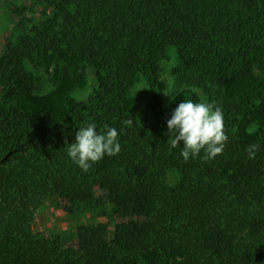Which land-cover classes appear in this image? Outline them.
<instances>
[{"label":"trees","instance_id":"trees-1","mask_svg":"<svg viewBox=\"0 0 264 264\" xmlns=\"http://www.w3.org/2000/svg\"><path fill=\"white\" fill-rule=\"evenodd\" d=\"M28 5L37 21L21 20L0 55V264H264V0ZM169 53L187 88L159 123L139 124L129 92L141 76L161 89ZM27 63L49 76V92L29 84ZM88 70L96 87L78 102ZM189 98L223 111L228 140L214 159L202 150L186 162L183 142L168 140ZM88 123L116 128L121 151L84 172L67 152ZM48 201L68 217L94 214L75 226L74 246L33 232Z\"/></svg>","mask_w":264,"mask_h":264},{"label":"rangeland","instance_id":"rangeland-1","mask_svg":"<svg viewBox=\"0 0 264 264\" xmlns=\"http://www.w3.org/2000/svg\"><path fill=\"white\" fill-rule=\"evenodd\" d=\"M19 6L20 9H27L18 18L12 13ZM21 11V10H20ZM36 22L37 12L28 5V0H0V55L3 52L4 41L15 32V26L19 22L29 20ZM27 27L30 25H26ZM177 66L173 53H169L160 62L161 73L159 80L163 87L157 90L151 85L146 77L141 76L136 85L129 92L130 108L128 113L133 121L139 124H146L152 127L160 122V117L166 111L167 105L173 97L182 89L187 88L180 83L173 74V69ZM25 72L29 74V84H40L37 93H47L53 88V83L49 76L42 69L34 66L31 63L25 65ZM34 78V79H32ZM95 77L91 70L87 71V86L86 89L77 96L78 102H83L93 93ZM93 84L95 86H93ZM200 99L202 96L199 91L195 90ZM158 95V99L155 96ZM63 202L48 201L42 205L36 215V219L32 224V230L35 234L47 239L59 238L63 245L67 247L75 245V226L78 224L89 223L94 214H84L81 217H68L62 210ZM118 220V219H117ZM99 222H106V219L99 218ZM112 231V226H109V232ZM111 235V234H110Z\"/></svg>","mask_w":264,"mask_h":264},{"label":"clouds","instance_id":"clouds-1","mask_svg":"<svg viewBox=\"0 0 264 264\" xmlns=\"http://www.w3.org/2000/svg\"><path fill=\"white\" fill-rule=\"evenodd\" d=\"M123 123L131 126L132 120ZM169 139L172 148H177L183 142L181 156L187 162L196 158L203 150L205 160L214 159L223 153L228 136L225 132L224 116L221 107L207 100L195 102L184 99L175 108L167 121ZM119 132L116 128L106 127L97 131L95 123H88L75 133L74 142L68 147V156L84 172L89 171L92 164L107 156L120 153ZM260 145L251 144L246 149L250 159H255Z\"/></svg>","mask_w":264,"mask_h":264}]
</instances>
